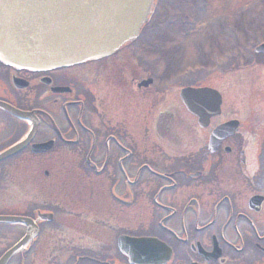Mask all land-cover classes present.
Segmentation results:
<instances>
[{
    "label": "flooded vegetation",
    "instance_id": "obj_1",
    "mask_svg": "<svg viewBox=\"0 0 264 264\" xmlns=\"http://www.w3.org/2000/svg\"><path fill=\"white\" fill-rule=\"evenodd\" d=\"M159 1L106 58L45 72L0 63V103L29 115L0 108V153L29 136L0 162V216L31 223H0V257L27 238L6 264H264V102H226L240 74L206 71L226 59L224 38L197 42L183 1ZM187 89L215 91L217 114L200 121Z\"/></svg>",
    "mask_w": 264,
    "mask_h": 264
},
{
    "label": "water",
    "instance_id": "obj_2",
    "mask_svg": "<svg viewBox=\"0 0 264 264\" xmlns=\"http://www.w3.org/2000/svg\"><path fill=\"white\" fill-rule=\"evenodd\" d=\"M155 0H0V63L17 70L44 72L109 56L135 40L148 22ZM264 53V45L255 49ZM182 99L189 110L203 117L198 104L210 99L211 113L219 97L211 90H185ZM26 119L28 114L7 108ZM28 138L0 154V162L21 151ZM30 221L0 217V223ZM6 252L0 264L26 242Z\"/></svg>",
    "mask_w": 264,
    "mask_h": 264
},
{
    "label": "rangeland",
    "instance_id": "obj_3",
    "mask_svg": "<svg viewBox=\"0 0 264 264\" xmlns=\"http://www.w3.org/2000/svg\"><path fill=\"white\" fill-rule=\"evenodd\" d=\"M177 1L178 3L179 1H183L184 4L181 2L179 5L189 8L187 11L195 15H191L185 22L188 26L184 28L193 31L194 37L192 38L194 40L200 43L201 40L204 39L206 44L207 42L212 43V41L217 40L221 45L222 39L224 38V42H226L227 48L225 47L224 49L227 55L226 59H224V56L219 57L210 65V68H206V71L210 73L216 70L229 72L226 79L240 74L239 76L242 78V84L235 87V82H233L231 85H228L225 101L235 102L240 98L243 103L249 102L259 104L264 102V100H262L264 99V57H256L253 53L257 45L264 43V0H197V4H192L196 2V0H160L159 2L161 3L159 6H165V4L169 6V3L178 5L176 4ZM240 12L243 13H241L242 19L239 23L240 26L239 24L237 25L239 28L237 29L239 36L236 37L234 36L236 28L235 15ZM181 15L179 13H173L170 20L182 24L184 15L183 17ZM230 28L232 29L231 33H229ZM181 32L183 33V31ZM224 32H227V34L225 35ZM206 34L208 36H206ZM184 37L183 34L182 38ZM237 40L240 43L235 44ZM234 45H240L242 50H245L242 55L243 70L241 72H237L238 66H236L235 61H230L231 57L229 56V50L231 49L234 54ZM187 52L190 55L185 58V61L187 63L190 62L197 68L201 62L198 58L197 47L188 46ZM203 55L205 56V53ZM249 61L250 65L252 62L253 64L247 67L249 66ZM177 67L180 68L182 66L178 64ZM201 70L205 71L204 69ZM227 82L231 83L232 80L228 79ZM236 98L238 100H236ZM6 194L10 195L7 199L16 196V193H13L14 196H12L11 191L5 193V195ZM18 198L26 200V194H19Z\"/></svg>",
    "mask_w": 264,
    "mask_h": 264
},
{
    "label": "trees",
    "instance_id": "obj_4",
    "mask_svg": "<svg viewBox=\"0 0 264 264\" xmlns=\"http://www.w3.org/2000/svg\"><path fill=\"white\" fill-rule=\"evenodd\" d=\"M264 17V16H263Z\"/></svg>",
    "mask_w": 264,
    "mask_h": 264
}]
</instances>
